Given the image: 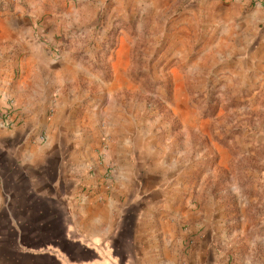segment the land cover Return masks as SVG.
I'll list each match as a JSON object with an SVG mask.
<instances>
[{
	"label": "rangeland",
	"instance_id": "374dc122",
	"mask_svg": "<svg viewBox=\"0 0 264 264\" xmlns=\"http://www.w3.org/2000/svg\"><path fill=\"white\" fill-rule=\"evenodd\" d=\"M217 1L47 0L13 81L46 92L29 141L63 194L0 219V264H264V31Z\"/></svg>",
	"mask_w": 264,
	"mask_h": 264
},
{
	"label": "crops",
	"instance_id": "0c3cea01",
	"mask_svg": "<svg viewBox=\"0 0 264 264\" xmlns=\"http://www.w3.org/2000/svg\"><path fill=\"white\" fill-rule=\"evenodd\" d=\"M215 8L218 21L222 24H229L239 13L241 27L240 25L237 27L245 28L243 31L246 33L236 35L238 38L248 37L250 24L254 22L257 23L259 30L264 31V0H219ZM46 9L47 0H0V115L8 102L5 96H12L14 103L17 104L15 106L19 108L18 123L21 122L19 126L8 128L2 124L0 116V219L10 218L11 214L7 212L17 201H23V205L31 208L35 201H39L38 199L51 197L48 196V185L53 189L49 191L52 197L63 194L64 185L61 183L62 176L56 172L59 163L53 159L55 155L46 152L37 155L33 152L29 141L31 124L41 119L43 107L47 110L46 92L43 93V97L40 95L41 97L36 99L30 92L29 84L13 81L16 70L18 71L20 67L24 71L25 66V72L29 71L28 75L32 73L33 64L36 65L34 70H38L35 15L46 13ZM50 27L53 26L47 24L41 30L46 33ZM261 35L264 39V33ZM42 118L45 120L46 114ZM40 180L47 181L48 185H45V189L40 187ZM93 205L94 208H86L84 216L86 220L99 223L101 218L97 211L103 204ZM97 233L101 232L93 231L95 236ZM76 242L79 243L78 245L81 244L79 249L83 253L97 256L98 249L95 244ZM108 245L112 249L109 243ZM114 259L118 258L114 257ZM118 264H128V262Z\"/></svg>",
	"mask_w": 264,
	"mask_h": 264
},
{
	"label": "built area",
	"instance_id": "2783aa9c",
	"mask_svg": "<svg viewBox=\"0 0 264 264\" xmlns=\"http://www.w3.org/2000/svg\"><path fill=\"white\" fill-rule=\"evenodd\" d=\"M259 1H262V0H259Z\"/></svg>",
	"mask_w": 264,
	"mask_h": 264
}]
</instances>
